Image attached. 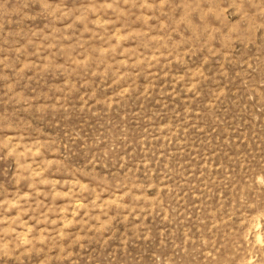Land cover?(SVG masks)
<instances>
[{"label": "rangeland", "instance_id": "374dc122", "mask_svg": "<svg viewBox=\"0 0 264 264\" xmlns=\"http://www.w3.org/2000/svg\"><path fill=\"white\" fill-rule=\"evenodd\" d=\"M0 264H264V0H0Z\"/></svg>", "mask_w": 264, "mask_h": 264}]
</instances>
